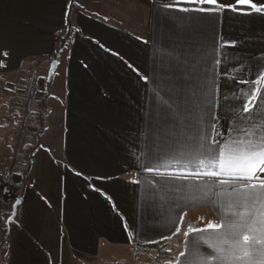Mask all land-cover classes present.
Here are the masks:
<instances>
[{
  "label": "crops",
  "instance_id": "obj_1",
  "mask_svg": "<svg viewBox=\"0 0 264 264\" xmlns=\"http://www.w3.org/2000/svg\"><path fill=\"white\" fill-rule=\"evenodd\" d=\"M163 5L164 0H0V82L25 80L30 70L58 62L42 123V100L29 104L36 108L39 130L22 146L24 153L33 152L28 173L26 153L15 161L23 170L15 176L25 189L13 200L0 193V264H95L105 256L110 264L112 256L181 232L174 264H218L209 253L224 246L211 230L184 233L189 226L206 228L208 222L233 219L230 204L237 193L219 185L161 187L154 183L157 175L143 170L144 130L157 98L155 86L145 84L142 75L151 81L167 49L192 53L190 60L207 53L210 60L215 41L217 58L223 52L215 111L227 120L237 97L246 99L252 88L264 90V80L247 86L233 82L255 80L257 62L264 64V14L236 5L237 12L189 23L199 14L165 12ZM232 39L239 46L224 49L222 42ZM4 98L0 96V108L10 107L12 101L5 104ZM15 104L19 106L17 100ZM26 108L18 107L28 121L33 114ZM257 115L264 119V101H259ZM194 147L179 146L183 151ZM134 178L138 185L131 183ZM176 227L179 233H174ZM226 251L231 258L233 250Z\"/></svg>",
  "mask_w": 264,
  "mask_h": 264
},
{
  "label": "snow or ice",
  "instance_id": "obj_2",
  "mask_svg": "<svg viewBox=\"0 0 264 264\" xmlns=\"http://www.w3.org/2000/svg\"><path fill=\"white\" fill-rule=\"evenodd\" d=\"M175 4L184 6L175 8ZM236 5H246L264 14V4L252 0H234L232 4L222 0H172L171 3L164 0L163 7L165 12L199 14L188 21L192 23L200 17L216 18L227 10L237 12ZM222 44L224 49H234L240 42L232 39ZM166 51L168 55L154 67L151 81L147 75H142L145 84L151 82L155 86L157 98L144 130L146 162L143 170L157 175L154 183L161 187L176 189L182 184H203L206 188L219 185L234 190L237 198L230 204L235 209L231 213L233 219L224 223L208 222L206 228L189 226L184 235L211 230V235L224 246L223 249L212 248L209 253L218 264H233L245 258L248 264H264V119L257 115L259 101H264V90L252 88L246 99L237 97L231 106L234 115L226 120L215 111L219 107L220 87L216 72L223 57L221 52V58H217L215 41L210 60L207 53L190 60L192 53ZM251 67L246 66L245 70ZM254 70L255 80L239 77L233 78V82L247 86L264 80V64L258 61ZM136 71L140 73L139 69ZM179 146L195 147L183 151ZM137 169L139 172L138 163ZM131 183L138 185L140 181L134 178ZM179 232L180 227H176L174 233ZM132 238L130 235L129 239ZM149 242L158 243L154 238ZM227 248L233 250L231 258ZM180 255L185 256V252Z\"/></svg>",
  "mask_w": 264,
  "mask_h": 264
},
{
  "label": "rangeland",
  "instance_id": "obj_3",
  "mask_svg": "<svg viewBox=\"0 0 264 264\" xmlns=\"http://www.w3.org/2000/svg\"><path fill=\"white\" fill-rule=\"evenodd\" d=\"M54 62V61H53ZM51 62L49 67L45 66L43 69H36L30 70L31 72L29 75H36L43 81V91H45L46 86V80L48 77V73L51 67ZM28 75V76H29ZM27 76V77H28ZM26 77V78H27ZM26 80V79H25ZM25 80L21 79H7L5 81L0 82V96H5V104L6 102L12 101L11 108H14L10 111V107H1L0 108V192L2 188L3 179L8 176H12L13 179L16 182H20L21 180L15 176L19 173L22 174L23 170L20 171V168L18 167V164L15 165V161L19 160V156L25 155V153L22 150L23 144L26 142V138L31 133L38 132L39 128L37 123H35V116L36 112L35 109H33L29 104L30 102L26 101L24 99L22 92L19 88H15L12 84H19L21 82H24ZM9 82H12L9 84ZM11 90V91H10ZM49 88L46 91L45 95L48 96ZM44 97V92L39 96L38 101L42 100ZM19 102V106L14 105L15 101ZM37 101H34L33 103H36ZM24 104V106H23ZM26 108L29 112H31L33 115L29 117L28 121L25 119V117H21V111L18 109V107ZM30 108V109H29ZM27 112V113H29ZM33 121V122H32ZM32 135V134H31ZM33 136V135H32ZM31 136V137H32ZM29 137V136H28ZM34 144V141H32V145ZM20 162V160H19ZM18 162V163H19ZM22 190L18 193L22 192L25 188L22 186ZM18 195V194H17ZM181 245V241H180ZM146 247V246H145ZM145 247H139L136 249V251L132 252H126V253H120V256H112L114 259H111L110 264H157L153 257L158 253L157 247H151L148 251L145 250ZM159 249L170 251V247H164V245H160ZM179 251H175L176 255L178 256ZM162 253V252H160ZM153 256V257H152ZM178 258V257H177ZM176 258V259H177ZM109 257H101L98 259L97 263L95 264H106L108 262ZM121 261V262H120ZM167 264V263H164ZM174 264V263H171Z\"/></svg>",
  "mask_w": 264,
  "mask_h": 264
},
{
  "label": "built area",
  "instance_id": "obj_4",
  "mask_svg": "<svg viewBox=\"0 0 264 264\" xmlns=\"http://www.w3.org/2000/svg\"><path fill=\"white\" fill-rule=\"evenodd\" d=\"M10 84V83H9ZM15 88H19L24 99L28 102L38 101L39 96L43 94V81L36 75H29L24 82L19 84H12ZM23 185L16 182L12 176L3 179L1 196L6 200H13L17 197L19 191L22 190Z\"/></svg>",
  "mask_w": 264,
  "mask_h": 264
},
{
  "label": "trees",
  "instance_id": "obj_5",
  "mask_svg": "<svg viewBox=\"0 0 264 264\" xmlns=\"http://www.w3.org/2000/svg\"><path fill=\"white\" fill-rule=\"evenodd\" d=\"M51 85V84H50ZM45 90H47V85L45 86ZM47 101V96L44 95V98H42V102L39 103V122L42 123L43 120L45 119V112H46V108H45V103ZM40 134V133H39ZM40 137V136H39ZM39 137L37 138V140H39ZM31 141H28V144L30 146ZM32 146V145H31ZM33 152L30 153H26L27 158L25 161V165H26V174L28 173V171L30 170L31 167V154ZM182 239V232L180 234H177L175 237H173L171 240H167V241H162V242H158V243H154L151 245H147L145 247V250H149L151 247H157L158 246V253L156 255H154L153 260L157 263V264H164V263H174L177 259V255L175 253V251H179V245H180V241ZM160 245H164V247H170V251L167 250H163V249H159ZM162 252V253H160Z\"/></svg>",
  "mask_w": 264,
  "mask_h": 264
},
{
  "label": "water",
  "instance_id": "obj_6",
  "mask_svg": "<svg viewBox=\"0 0 264 264\" xmlns=\"http://www.w3.org/2000/svg\"><path fill=\"white\" fill-rule=\"evenodd\" d=\"M57 66H58V62L57 61H54L52 64H51V67H50V70H49V73H48V77H47V80H46V85L47 87L50 86L51 82H52V79H53V76L56 72V69H57ZM19 203H15L14 207H13V211H12V214L10 216V218L8 219L7 221V226L9 227L11 222L15 219V216H16V212H17V208L18 206L20 205V200H18Z\"/></svg>",
  "mask_w": 264,
  "mask_h": 264
}]
</instances>
